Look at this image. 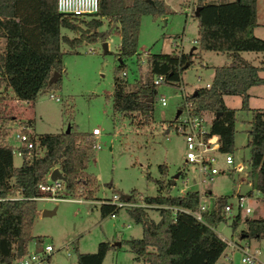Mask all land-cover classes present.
<instances>
[{"label":"trees","instance_id":"obj_1","mask_svg":"<svg viewBox=\"0 0 264 264\" xmlns=\"http://www.w3.org/2000/svg\"><path fill=\"white\" fill-rule=\"evenodd\" d=\"M195 7H198L195 15L198 49L224 52L227 62L213 66L208 84L195 87L187 98L194 112L211 113L209 133L218 136L221 151H233L236 110L250 112L245 142L249 149L250 188L246 194L254 189L264 202V108L248 107L246 91L251 85L264 84V77L258 74L264 66L240 55V51L264 52V38L253 33L255 0H195L193 12ZM165 11L163 0H98L97 11L86 19L58 12L55 0H0V37L3 38L0 90L9 89L15 98L31 102L38 93L57 89L63 69L64 50L60 43L70 48L66 51H74L82 42L104 40L112 29H117L119 34L115 55L120 67L125 58L136 53L140 15L156 16ZM101 18L107 20L104 30L98 29ZM60 27L77 34L67 36L60 33ZM194 54V50H180L177 54L147 52L151 65L142 76L129 82L130 88L124 76L114 74L110 93L112 113L138 114V123L150 121L156 101L151 75L161 73L164 82L174 83L180 79L184 63H191ZM225 94L239 95V107L225 105L222 98ZM8 96L0 93V120L11 117L6 103ZM67 125V131L36 133L42 152L32 154L28 160L22 157L18 165L13 164L11 145L0 142V264H9L24 255L30 239L34 238L36 243L43 240L41 235H30L29 228L36 213L33 197L38 195L36 185L52 168L56 167L63 176L67 195L85 191V198L93 197L96 178L85 169L93 147L90 132L79 131L74 123ZM157 169L160 176L153 178L156 193L144 195L143 203L126 207L140 224L141 235L120 239L116 244L100 240L93 251H76L75 264H101L107 249L121 243L133 252L136 264L214 263L225 247L214 226L225 219L222 209L228 195L214 196L211 206L201 212V219H196L188 210L198 202L197 190L170 194L166 191L172 184L165 177L167 165L158 163ZM145 177L150 176L146 173ZM79 188L84 191L80 192ZM205 193L209 194L207 190ZM132 195L129 192L127 199L132 200ZM147 206L156 209L157 219L148 216ZM118 208L109 198H101L98 203L101 217ZM241 218L239 211L231 217V229ZM243 222L245 227L240 230L243 238L264 237V215L247 217Z\"/></svg>","mask_w":264,"mask_h":264},{"label":"rangeland","instance_id":"obj_2","mask_svg":"<svg viewBox=\"0 0 264 264\" xmlns=\"http://www.w3.org/2000/svg\"><path fill=\"white\" fill-rule=\"evenodd\" d=\"M166 11L152 16L143 13L139 18L136 39V53L123 60L117 67L118 59L115 55L119 41L118 31L112 29L104 40L96 39L90 42H82L74 51L65 43L60 47L63 69L59 76V87L38 93L33 101H15L10 90L3 89L0 93L8 94L7 108L11 117L0 120V142L11 146L16 144L13 136L19 123H30L35 133H51L64 130L66 125L74 123L79 131L90 132L93 127L98 128L99 134L94 137L89 135L92 141L98 143V147L90 148L86 170L96 178L93 189V197H84V188H79L82 194H71L64 197L36 198V213L29 228L33 237L41 235L43 240L36 243L34 238L27 243V251L38 250L44 243H50L53 250L43 260L42 264H75L76 251H93L100 240H107L111 244L131 236L141 235V226L134 221L128 213L126 206H120L114 212L99 215L98 203L101 198H109L111 193L125 195L132 192V201L136 204L143 203L144 195H154L156 184L153 178H158L160 173L157 164L164 162L167 165L166 178L172 181V174L184 169V173L174 178L166 191L170 194L183 193L186 189L209 190V196L205 201L210 205L214 196L227 194V202L232 209L224 220L214 226V230L227 238L242 245L249 253H254L252 263L240 262L243 251L236 247L225 245L223 251L213 264H264V237L256 239L243 238L240 232L244 228L243 219L264 215V202L260 194L252 189V194L244 200L251 207V211L241 212V220L234 229L230 227V220L235 213L236 194H246L249 185L247 158L249 149L245 146L246 129L250 112L245 109H237L235 112L233 151V163L225 166L222 156H217L216 165L224 168L213 174L201 185L195 183L196 171L190 164L183 163L184 147L179 134L168 126L176 117V108L181 100V91L175 83L161 82L155 86L157 94L166 97V104L160 105L157 100L154 104L152 119L138 123V114L132 116L122 113H112L111 90L112 76L122 75L128 83L134 77L142 76L146 72L144 64L147 58L146 52H173L172 40L176 39L178 46L184 51L191 47L197 48L196 31L198 19L193 11L188 10L190 0H163ZM188 2V3H187ZM257 27L255 33L264 38V0H256ZM89 16L86 17V19ZM100 30L106 28V18H101ZM83 27L84 25L80 23ZM61 32L67 36L77 33L62 28ZM194 40V42H193ZM105 43V48L102 44ZM3 47V38L0 37V50ZM178 49V47H176ZM175 48V49H176ZM253 51H243V56L250 59ZM225 61L223 52L213 50H199V55H192V61L184 67L180 73V79L187 94H190L196 86L206 84L211 77L213 66ZM253 63L257 61L251 60ZM203 63L207 64L203 66ZM259 74L264 75L263 72ZM258 87L264 89V84ZM51 95V96H50ZM57 97V99H55ZM226 105L238 107L240 96L227 94L223 96ZM250 104L253 107L264 108V97H251ZM209 119L211 113H202ZM12 118L16 126L9 127L8 120ZM140 119V118H139ZM168 120V121H165ZM12 159L18 164L20 157L13 152ZM237 161L243 163V169L235 171L233 166ZM150 177L146 178L145 174ZM187 177L184 187L182 179ZM134 189V190H132ZM48 211L49 213H42ZM149 217H158L153 206H147ZM126 224L129 226L126 227ZM76 248V250L74 249ZM101 264H136L133 252L126 244L110 247L105 252Z\"/></svg>","mask_w":264,"mask_h":264},{"label":"built area","instance_id":"obj_3","mask_svg":"<svg viewBox=\"0 0 264 264\" xmlns=\"http://www.w3.org/2000/svg\"><path fill=\"white\" fill-rule=\"evenodd\" d=\"M194 1L195 0H190L187 5L189 12L190 10L193 11ZM55 6L56 10L60 13L76 17H87L97 11L98 0H55ZM172 45L175 50L174 53H179L181 46H178L176 39L172 40ZM176 47H178V49ZM146 54L147 52L145 55ZM144 64L146 69H148L151 62L148 58H145ZM151 80L156 86L159 83L164 82L165 77L161 73H154L151 75ZM174 83L179 86L181 91V100L176 108V117L172 119L168 126L172 127L174 132L181 136L184 147L183 163L190 164L195 169V183L201 185L213 174L224 169L216 165L218 155L222 156L225 166L233 163V157L230 152L221 151L219 149L218 136L216 134L209 133V119L205 118L202 113L193 111L191 101L187 98V92L183 87L182 80L179 79ZM55 99H57V97H55ZM156 100L160 105L166 104V97L163 94H157ZM15 101L21 100L16 98ZM7 125L12 128L16 126V122L10 118ZM16 127L17 128L13 133L16 144L11 146L12 153L15 152L21 158L23 157L26 160H28L32 154H40L43 147L38 145L36 133L31 129L30 124L28 122H18V126ZM90 133L95 139V136L99 134V130L98 128L93 127ZM93 147H98V143L94 141ZM243 166L244 165L241 161H237L233 166V169L235 171H240L243 169ZM50 171L46 174L45 178L36 185V193H38V195H34L33 197L37 198L39 196H46L52 198L58 196H68L65 191L63 178H49ZM178 173L181 175L184 173V169L182 168L178 171ZM181 181L185 187L187 177H184ZM197 192L198 202L195 206L189 209L188 212L193 217L200 220L201 212L209 208L211 205L209 202L205 201V198L208 196L205 191L197 189ZM245 198L246 195L244 194H236L235 213L237 211L240 213L242 211L245 213L251 211V207L245 203ZM109 201L114 203L117 207H129L136 205L134 201L121 198V196L114 192L111 193ZM231 209V205L226 201L222 209L225 218L229 216ZM109 215L111 217L114 216V212L109 213ZM217 234L224 241L225 245L236 247L243 251V255L240 257V262L252 263L253 260L256 259L254 253H249L244 246L239 245L230 238L225 237L220 232H217ZM52 250L53 248L50 243H44L38 250L27 251L24 255L14 258L9 264H42L43 260Z\"/></svg>","mask_w":264,"mask_h":264},{"label":"crops","instance_id":"obj_4","mask_svg":"<svg viewBox=\"0 0 264 264\" xmlns=\"http://www.w3.org/2000/svg\"><path fill=\"white\" fill-rule=\"evenodd\" d=\"M188 3V2H187ZM255 11H256V0H255ZM257 14H256V24H255V26L253 27V33L257 36V34L255 33V28L257 27ZM61 30H62V27H60V33H62L61 32ZM117 30V29H116ZM119 35V34H118ZM258 37H261L260 35H258ZM174 50V49H173ZM181 50L182 51H184L183 49H182V46H181ZM191 50H194L198 55H199V50H201V49H198V46H197V48H194V47H191L190 48V50L189 51H191ZM189 51H186V52H189ZM216 52H218V51H216ZM253 52H255V53H253L252 55H250V59L251 60H255V61H257L256 63H253L251 60H249L248 58H246L245 56H243V51H240V55L242 56V57H244L246 60H248L249 62H251V63H253V64H256V65H260V66H264V52H262V51H253ZM170 53V52H169ZM224 53V52H223ZM224 55H225V53H224ZM225 62H227V57H226V55H225V61L223 62V63H225ZM207 64H205V63H203V66H206ZM259 72H263L264 73V68H261L260 70H258V74H259ZM212 74H213V70H212ZM212 74H211V77H212ZM260 76H263L264 77V75H262V74H259ZM211 77H210V79H211ZM210 81V80H209ZM208 81V82H209ZM208 82L206 83V84H204V85H207L208 84ZM260 84H255V85H251V86H249L248 88H247V94H248V96H247V105H248V107H250V108H252L253 106L250 104V99H251V97H253V98H256V97H264V89H262L261 87H258ZM197 87V86H196ZM194 89L195 88H193V90L192 91H190V92H193L194 91ZM186 91V90H185ZM188 92V91H187ZM225 95H227V94H225ZM224 96V95H223ZM223 96H222V98H223ZM21 102H23L22 100H21ZM26 102V101H25ZM223 102H224V99H223ZM225 103V102H224ZM226 105V104H225ZM228 106V105H227ZM231 107V106H230ZM239 107V106H238ZM238 107H234V108H238ZM257 107H260V108H262L261 106H257ZM250 118V117H249ZM249 120V119H248ZM235 130V129H234ZM246 137H247V135H246ZM13 154V153H12ZM19 156V155H18ZM20 157V156H19ZM12 161H13V159H12ZM21 162V157H20V161H19V163ZM18 163V164H19ZM13 164H15L14 162H13ZM18 164H15V165H18ZM198 189V188H197ZM197 189H193V190H197ZM208 191V193H210L209 192V190H207ZM251 194H252V192H251ZM251 194H247L246 195V197L249 195H251ZM208 195V194H207ZM209 196V195H208ZM113 217V216H112ZM152 218V217H151ZM157 219V218H156ZM129 225L128 224H126V227H128ZM217 232V231H216ZM241 235V234H240ZM131 236V235H130ZM133 237H138V236H133ZM120 240V239H119ZM114 244H116V242L114 243ZM105 255V254H104ZM102 262V261H101Z\"/></svg>","mask_w":264,"mask_h":264},{"label":"water","instance_id":"obj_5","mask_svg":"<svg viewBox=\"0 0 264 264\" xmlns=\"http://www.w3.org/2000/svg\"><path fill=\"white\" fill-rule=\"evenodd\" d=\"M197 8L198 7H195V9H194V12H193L194 15L197 14ZM102 46H103V48H105V43L104 42H103ZM186 65H187V62L184 63L183 67H186ZM55 75H56V73H54V76ZM67 130H68V125H66L64 131H67ZM171 176H172V181L171 182H173L174 178L178 176V171L176 173L172 174ZM49 178H51V179H54V178H63V176L61 175V173L59 172V170L56 167H54V168L51 169V171L49 173ZM121 196L124 199H127L128 198V194L121 195ZM42 213H49V212L48 211H42Z\"/></svg>","mask_w":264,"mask_h":264}]
</instances>
